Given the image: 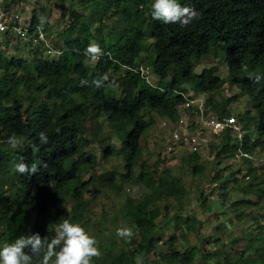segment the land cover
Wrapping results in <instances>:
<instances>
[{
	"label": "trees",
	"instance_id": "trees-1",
	"mask_svg": "<svg viewBox=\"0 0 264 264\" xmlns=\"http://www.w3.org/2000/svg\"><path fill=\"white\" fill-rule=\"evenodd\" d=\"M93 1H69V20L60 33L64 48L56 58L39 59L44 45L33 43L38 30L46 38L52 30L42 18V5L32 11L26 33L27 46L35 48L32 58L0 54V246L33 232L52 241L59 223L68 218L84 227L90 202L82 198L83 192L106 189L123 197L138 171L144 192L138 199L125 198L119 216L132 236H117L123 223L110 236L104 237L99 229L101 255L93 264H139L141 255H152L154 264H264V244L257 239L264 237V222L253 214V208L264 203L263 173L246 162L247 180L241 170H232L227 179L216 177L220 205L229 203L237 222L249 218L257 233L249 234L240 248V239H234L230 253L219 256L218 250L225 248L220 238L205 241L213 248L202 250L201 222L170 212L172 200L181 204L188 196L181 177L167 168L159 171L161 160L150 163L151 153L146 157L143 151L155 116L177 121V107L183 102L179 93L211 95L227 85L238 94L207 99L216 116H231L228 107L240 97H248L252 107L235 114L245 131L241 145L223 137L213 147L217 158L230 161L239 149L264 153V79L255 80L264 75V0H178L199 13L187 26L154 20L152 0H101L98 16L89 10ZM4 2L8 6L21 0ZM147 40L151 43L142 55ZM92 43L101 48L95 61L86 53ZM209 55L227 65L226 78L214 67L195 73L201 58ZM139 64L150 67L155 83L147 84L132 70ZM91 122L101 131L88 138ZM42 132L47 144L40 141ZM12 137L15 147L9 143ZM114 156L121 160L122 172L97 173L99 162ZM199 160L198 154L183 159L190 175L204 172ZM13 162L35 164L37 171L18 173ZM234 191L244 198L236 193L239 197L231 201ZM198 200L203 204L202 196ZM160 202L168 204L164 213L152 207ZM160 217L166 219L164 230L170 234L157 225ZM261 218L264 221V215ZM189 235L197 239L189 243Z\"/></svg>",
	"mask_w": 264,
	"mask_h": 264
},
{
	"label": "rangeland",
	"instance_id": "rangeland-1",
	"mask_svg": "<svg viewBox=\"0 0 264 264\" xmlns=\"http://www.w3.org/2000/svg\"><path fill=\"white\" fill-rule=\"evenodd\" d=\"M69 1L64 0V3H59V0H21L20 4L15 2V4L6 6L10 10H16L22 16V23L27 21L26 24H21L23 27L28 28V24L30 23L31 13L34 10H37L39 6L45 7V13L42 18L49 21L51 25V32L47 34L49 43V48L45 45L41 48L40 53L37 55L39 59H54L56 58L57 52L60 49L64 48V42L60 39V33L63 28L67 25L69 20ZM153 3L155 0H152ZM101 0H94L89 3V10L96 13L101 11ZM85 13V12H84ZM89 12L85 13V17H88ZM95 23H99L98 18H95ZM108 26H110V22H106ZM110 28V27H109ZM26 32V29H25ZM109 31L105 30L104 34H107ZM16 39H8L6 46V55L13 57H22L24 59H31L34 49L32 46L29 48L20 47L22 42L15 43ZM151 41L147 40L144 45V52L142 55H145L148 52V48ZM17 46V50L14 48ZM47 49H54L49 54ZM91 61H95L92 59ZM214 67L217 71V74L220 77L226 78L228 76V67L227 65L220 64L219 60L216 59L213 55H209L207 57L201 58L199 63L196 65L195 73L199 74L205 68ZM156 78L150 74L147 80V84L155 83ZM237 88H229L225 85L219 92L213 93L211 95H205L204 98H216L218 100L227 99L229 97H233L238 94ZM252 107V103L248 97H240L238 100L232 101L231 105H229V109L232 115L237 113H241L247 110H250ZM155 124L152 129L148 132L147 138L144 142V152L146 157H148V152L151 153L150 163L156 162L158 158L161 160L159 164V171L164 168L170 169L174 175H178L181 177L187 192V198L183 199L181 204L175 203L173 200L169 203V209L171 213H178L180 218L196 217L201 222V228L199 230L198 236L205 238L202 241L201 247L202 250L211 251L212 248L207 245L205 241H209L213 238H220L221 242L225 246L224 249H219L217 247V254L219 256L223 255V253H230L233 240L240 239L238 248L243 247L247 243V236L249 234H254L253 232L254 226L253 222L246 218L241 222H237L235 220L234 215L231 212L230 204H225V206L220 205V200L218 197V187L216 186V177H222L227 179L230 176V172L246 169L248 170V166L246 162L242 163L241 160H230L221 162L218 157V152L213 150V146L215 143L211 144L210 149L203 155H200L199 164L204 166V172L201 175L192 176L189 174L187 166L183 163V159L187 156V151L184 149H178L176 151V155L172 156L170 159L166 160L161 157V149L162 145L165 141V138L168 136V133L172 129V123L167 119H162L157 116L154 117ZM99 124L96 122H91L87 125V137L92 138L101 131V127H98ZM107 131L106 128H104ZM118 146V143L117 145ZM93 149L96 153V156L100 158V151L97 149V146L94 145ZM255 156L260 158L263 153L256 152ZM257 173L264 174V164L255 165L254 166ZM116 170L118 172H122V162L118 158V156L110 157L107 161L99 162V166L97 168V173H101L103 171H111ZM125 193L123 197H117L112 192L103 189L100 191H92L91 188H88L82 194V198L86 201L90 202V212L87 217L88 221L85 224V229L95 238L97 239L98 230L101 229L102 235L104 237L110 236V233L113 232L115 226H119L123 223L120 220V211L123 208V203L125 198L138 199L140 195L144 192L143 188L139 183V173L136 171V175L134 176V180L132 185L126 186ZM240 195L239 192H236ZM235 191L230 194L231 201L236 200L239 195L236 194ZM202 196L203 204H200L198 197ZM241 198H244L240 195ZM255 201V199H253ZM72 206V203L69 204ZM152 207H159L163 210V213L168 207V204L164 202H160L158 204L152 205ZM254 217H256L258 222H264L261 218L264 215V203L260 202L253 208ZM171 216V215H170ZM126 223L128 222L125 220ZM166 219L160 217L157 219V225L162 227L163 231L166 232V235L170 234L171 230H164L166 227L165 223ZM122 226H125L123 223ZM126 227V226H125ZM257 236V233L256 235ZM189 243H192L196 237L193 235H189ZM257 239L260 243L264 244V237L261 235L257 236ZM99 241V240H98ZM102 242L106 241L105 238L101 239ZM105 243V242H104ZM216 251V248H214ZM213 250V251H214ZM139 264H154L153 256H139L138 257Z\"/></svg>",
	"mask_w": 264,
	"mask_h": 264
},
{
	"label": "clouds",
	"instance_id": "clouds-1",
	"mask_svg": "<svg viewBox=\"0 0 264 264\" xmlns=\"http://www.w3.org/2000/svg\"><path fill=\"white\" fill-rule=\"evenodd\" d=\"M151 16L154 20H158L163 24H179L181 26H187L192 23L193 20L198 18L199 13L194 8L182 6L178 0H155L152 5ZM8 39H16L15 43L22 42L20 47L29 48L31 46H27V37H25V40L20 41L19 38H13L10 36L2 42L3 49H0V54L6 53V43ZM14 48L17 50V46ZM52 50L56 51L54 49ZM58 53L59 51L57 52V55ZM86 53L91 56L92 59H96L97 55L101 53V48L98 44L92 43L86 49ZM139 65L149 67L146 64ZM150 74L151 69L149 67V75ZM261 79H264V75H257L255 77L257 82ZM144 81L146 82V80ZM186 93L191 92L189 91ZM203 95L205 96L206 94ZM207 99H205V102L208 107ZM175 123H172V125ZM39 138L41 143H48V137L43 132L39 134ZM9 143L15 147V138H10ZM188 155L191 154L187 153L186 156ZM198 155L200 156V154ZM232 160H234V157ZM13 163L14 168L18 173L33 174L37 171L35 164L30 167L24 162ZM242 171L241 174L243 175ZM117 236L121 238L130 237L132 236V231L127 227L118 228ZM57 246L59 247L57 248ZM100 255L101 252L95 236L91 235L85 227L79 223L73 222L71 218L64 219L59 223L57 237L52 241H49L46 236L42 237L38 232H33L27 235L18 236L14 241L0 246V264H37V261L39 264H93V258H98Z\"/></svg>",
	"mask_w": 264,
	"mask_h": 264
},
{
	"label": "built area",
	"instance_id": "built-area-1",
	"mask_svg": "<svg viewBox=\"0 0 264 264\" xmlns=\"http://www.w3.org/2000/svg\"><path fill=\"white\" fill-rule=\"evenodd\" d=\"M21 24L23 23L18 11L10 10L5 6L4 0H0V49H3L2 42L10 36L17 37L20 41L25 40L28 28ZM37 32L38 37L33 42L41 41L49 48L50 44L45 35L39 30ZM47 52L50 54L52 50L48 49ZM133 71L139 73L147 82L149 67L139 65ZM179 95L183 98V102L178 106L177 122L172 125L162 145L161 157L168 160L176 155L178 149H184L190 154L203 155L210 149L211 144H219L225 136L236 139L241 145L245 131L236 116L219 118L206 106L203 94L179 93ZM256 154L258 153H244L239 149L234 155V160H241L242 163L250 162L254 166L264 164V153L260 158H257ZM242 172L247 180L249 175L246 169Z\"/></svg>",
	"mask_w": 264,
	"mask_h": 264
}]
</instances>
